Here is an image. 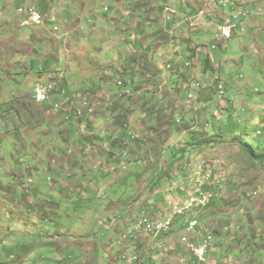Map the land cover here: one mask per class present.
<instances>
[{
  "label": "rangeland",
  "instance_id": "obj_1",
  "mask_svg": "<svg viewBox=\"0 0 264 264\" xmlns=\"http://www.w3.org/2000/svg\"><path fill=\"white\" fill-rule=\"evenodd\" d=\"M74 1L51 0L47 11L40 10L39 25L20 27L17 10L30 0H0V28L7 21L12 23L0 29V42H9L0 49L1 56L12 62L11 49L18 46L12 47L11 42L30 40L34 32L48 31L44 37L52 36V41H81L86 54L78 64L87 69L94 65L96 70L79 69L68 53L69 61L59 57L58 71L68 89L75 91L76 84H81L84 91H97L91 98L101 103L92 115L97 118L92 130L77 122L80 117L75 110L82 113L77 96L75 110L69 108L71 101L64 106L63 97L57 101L64 107L61 113L49 112L52 120L37 126L38 120L31 119L27 110L9 108L21 100L18 96L33 94L42 66L45 72L58 75L56 66L48 58L42 63L38 56L20 57L18 62L34 64L30 75L25 77L19 70L11 71L10 77L0 73V264H87L89 256L94 264H163L154 256L164 253L176 255L182 264H194L180 241L170 239L161 247L158 242L168 238L164 234L154 239L155 249L145 246L142 254L135 253L133 242L119 244L126 228L117 232L115 223L121 225V218L137 221L149 211L148 203L167 208L168 202H185L194 193L197 178L205 179L209 205L201 210L188 206L185 214L194 212L184 219H197L202 235L213 234L222 249H214L212 256L219 264H234L231 255L244 259L259 253L264 264V163L244 154L235 141L242 138L254 148L264 143V55L257 52L264 46V0H241L244 5L251 1L261 27L250 31L256 23L244 19L245 31H236L226 48L212 41L221 26L218 15L230 18L235 0H83L94 2L88 8L96 13L92 19L78 13L73 18ZM162 2L176 10L169 19L163 13L159 22L164 35L161 44L169 43L171 49L157 45L153 34L161 14L153 12L152 5L161 7ZM37 6L41 8L39 2ZM136 7L139 22L130 17ZM112 14L117 20L125 14L120 20L130 24V30L122 32L107 21ZM176 25L180 29L172 30ZM72 46L75 51L77 46ZM38 48L48 51L49 41ZM121 61L128 70H118ZM8 64L0 63V69ZM197 83L201 86L195 90ZM218 84L224 86V97L209 92L208 87ZM27 104L37 108L32 98ZM24 114L30 116L32 129L18 136L9 127ZM138 120L152 126L143 125L141 144L135 138L127 146L120 143V129L131 123L135 131ZM208 138L220 142L203 149L198 146L197 151L188 148L182 154L188 144H202ZM146 237L141 241H148ZM224 240L229 244L221 245Z\"/></svg>",
  "mask_w": 264,
  "mask_h": 264
},
{
  "label": "crops",
  "instance_id": "obj_2",
  "mask_svg": "<svg viewBox=\"0 0 264 264\" xmlns=\"http://www.w3.org/2000/svg\"><path fill=\"white\" fill-rule=\"evenodd\" d=\"M32 1L34 2L35 0H30V3ZM50 1L49 0H38L39 6H41L40 10L47 11V9L51 5L50 4L51 3ZM236 1L237 0H235L234 3H233V5L230 6V8H229V11H231V15H234V13H235V10L233 8L236 7ZM74 2L75 3H72L71 4V5H73V11H74L73 18L75 17V14H77V13L80 14V15H82V16H84L85 18L86 17H90V19H92V17L95 18V16H96L95 11H93V9L92 10L91 9H88L89 8V4L92 6L94 4V2L91 1L92 3H88V2H84L83 0H75ZM249 2H251V1H249ZM249 2L247 3V5H244V7L246 6V9L243 8V13L246 14V16L244 17V19H247L248 18L250 20H254L253 22L256 23V29H254V30L252 29L250 31H255V30H258L259 31V28L261 27L260 24L258 25V19H259V16L258 15L259 14L254 11V8L251 7V5H250ZM208 11L209 12H212V8L209 5H208ZM239 12H240V10H239ZM236 13H238V10L237 9H236ZM109 16L110 17L107 18V21H109V22L112 21L113 23H111V24H114V26L117 29H119L122 32H124L125 30H130L129 29L130 24H126L125 25V22H123L122 20H120V19H125V18H120L119 20H117L118 18L114 14L109 15ZM130 17H131L132 20H134L135 17H137V14H135L134 16L132 15ZM226 17L227 16H225L224 14L218 15V18L221 20L220 24L222 23V19L223 18H226ZM181 22H182V20H181ZM11 24L12 23H10L8 21L6 22V26H10ZM196 25L194 26V28H196ZM6 26L5 27L2 26L0 29L1 30H4V28H6ZM160 27H161L160 23H158V24L155 25V29H157V30L153 34L154 35H157L156 43H157V45L160 44V45H163L166 48H170L171 49L173 47V45H169V43L168 44H164V43L161 44V40H163L164 35L161 33V31L163 30V27L162 28H160ZM171 29L172 30H175V31L177 30L175 28V26L172 27ZM179 29H180V27H179ZM263 29H264V26H262V30L261 31H263ZM72 32H73V30H70V33H72ZM48 33H50V32H48V31H43L42 33L41 32H34L33 35H32V37L30 38V40H26V39L21 40V41L13 40L11 42V46L12 47L13 46H18V47H16V48L13 47V49H11V47H10L11 51L14 54L13 56L15 57L12 62L13 63H17V64L13 67L12 66L13 63L7 57H3L0 54V63H2L4 61H6V62L8 61L9 62L8 66L0 69V73H4L5 72V74L8 77H10L11 76V74H10L11 71L19 70V73H22L25 77H27L28 75H30V72H31L30 70H32V71L34 70L33 69V68H35L34 67V64L28 65L29 63L27 61H26V63L18 62L19 59H20V57L21 58H23V57H30L31 58L33 56H38L40 58V61L42 63H46V61H45L44 58H48L46 60H48V62L50 64H53L54 66H56V70H57V72L59 74L57 75V74H52L51 72H45L44 69H43L44 66H42L43 68H41L40 71H39L41 73L39 75L40 77H39V81L37 83L48 84V82L54 76H58L59 79H60V81L62 82L63 87L67 90V96H68V98H70V100H71V105H69V108H71L72 110H75L74 101L76 100L75 98L77 96L80 100L82 98H84V97L89 98L90 99V102L92 104L93 109L94 110H97V108L101 105V103L96 102L95 100H92L91 97L93 96V94L96 95L98 92L97 91L87 92L88 90H85L84 91L83 86L81 84H76L75 91L73 89H68L67 88V81H66L65 76L58 71L59 70V66L61 64V61H60L59 57H61V55H62L64 58H66L67 61H69V57L67 56L68 53L69 54H72L74 56L75 66L78 67L79 69H81V70H96V68L94 67V65H92V67H93L92 69H87L85 66H83V65L81 66V65L78 64V63H81L80 62L81 59L86 54L85 53V49L86 48L84 47L85 45L81 41H78L77 43H75L74 41H72L71 43H69L67 40L65 42L55 41V40L52 41L51 40L52 36L50 38H45L44 37V35H47ZM234 35H236V34L234 33L233 36ZM10 39H12V37H10ZM230 39H226L222 35H218V32H217L215 34L214 39H213L212 42H214L213 43L214 45L215 44H218L220 46V48H226L227 45H228V40H230ZM255 39H258V36ZM45 41H49L50 49L48 51H41V48H38V46H39V44H41V43H43ZM187 41L190 42V40H187ZM59 43H60V45H59ZM31 44H34V46H29ZM72 44L77 46V48L75 49V51H73L74 49H73ZM176 44H177V41H176ZM257 44H259L258 41H257ZM8 46H9V42H5V43L0 42V49L1 48H4L5 49ZM255 46L258 47V45H255ZM255 46H254V48L257 50V48ZM181 47L183 48V45H181ZM198 47L196 48V52H198V54H199L200 52L198 51ZM260 47H261V49L259 50ZM260 47H258V50L259 51L257 50L258 55H260V54L264 55V46H260ZM28 48L30 49V53L28 52ZM183 51H184V49H183ZM29 54L31 56H29ZM190 55H191L190 56V59L193 61V55L194 54L191 53ZM201 55H200V58L202 59V56ZM11 56H9V57H11ZM174 56L177 57L179 55L174 54ZM77 58H79V60ZM194 65L195 64H193L191 66H194ZM67 67H69V66L67 65ZM194 67H196V66H194ZM128 68L129 67H126V70H128ZM191 72H193V71H189L188 74H190ZM103 75L101 77L102 80L104 78ZM186 77H187V75L185 76V78ZM103 81H106V80H103ZM186 81H187V78H186ZM209 92H210L211 96H213L216 93V87L213 88V89L210 88L209 89ZM18 97L21 100H15L13 102L14 107L13 108H9V109H11V110L22 109V110H25V111L27 110L26 112H29L31 115H33V117H31V119L32 118H36L38 120V121H36L37 122V126H39L41 124V122L45 121L46 119H51L52 120L51 115H48L49 112H50V108H51L50 105H47V106H44V105H36L37 108H35V110H34V107L31 108L27 104V102L29 100L31 101V97L33 99V94H24V95L18 96ZM62 98H63V96L56 95L54 97V99H53V102L61 101ZM102 110L105 111L104 108H102ZM75 112H76V114L80 113V111H76V110H75ZM81 112H83V109H82ZM110 112H111V110H110ZM103 116L107 120L108 117L105 116V115H103ZM82 119H85L87 123L86 124H83V121H81ZM18 121H19V123H16L13 126V128L12 127H9L11 130H13L14 132H16L18 134V136H19V132H24L25 130L31 131V129H32L31 123L32 122L30 120V116L29 115H25L24 114V115L19 116V120ZM95 121H97L96 116H90L89 114L86 113L83 116V118L81 117L80 120H78L77 122H78V124L81 127H82V125H83V127L87 125L88 126V130H92V127L94 126ZM141 121H143V120H138L137 122H141ZM52 122H54V121H52ZM49 124H51V122H49ZM100 124L102 125V127H105V123L104 122L103 123H100ZM139 124L140 125L137 126L136 129H135V131H137V136H134V134L136 132L134 131L133 126H132L131 123H130V127L123 126V128L120 129L122 131V133L119 134L120 135L119 136L120 137L119 142L120 143H123L124 145L127 146V144H125V143H127V141L129 142V140L131 141V139L135 138L137 140V143L141 144V141H139V139L141 138V136H140L139 133L142 130H145V128H149L150 129L152 126L147 125L145 122L143 124H142V122L139 123ZM143 125H145V128L143 127ZM154 126H156V124ZM126 134H128V137L127 138H126ZM34 135H38V134L35 133ZM111 162H112V160H111ZM59 183L61 184V179H60ZM186 201H187V198H186ZM179 202L185 203V202H182V201H179ZM147 205L149 206V211L146 212V214H149V216L151 218L155 219V220L156 219H160V218H167V217H169L171 215V206L169 205V202H168V207L167 208H165L162 204L153 206L150 203H148ZM138 214H140V211H138L137 215ZM134 220H135V217L133 219H129V218H125L124 219V218H121L120 221H122V223H121L122 226L119 223H117V222L115 223V225L117 226L116 227V231L117 232H121L120 231L121 230L120 227L126 228V231H124V236L122 237V241L119 242L120 245L124 244V242L129 241L128 239L125 238V234H126L127 230L133 224ZM186 222H187V219H184L182 216H176L175 219H174V222H173L171 234H164L168 238H165V240H163L162 242H158V243H161L159 245L161 247H163L164 244H169V240L170 239L180 241V238L182 237L183 232H184V229H185V226H186ZM115 225H113V227ZM180 232H182V233H180ZM145 235L147 236L146 238H149L148 234H145ZM145 235L140 236L137 240L131 241L134 244L131 248H133V251L135 253L137 252V254H142L145 251V248H144L145 246L147 247V249L151 247L150 250H152L153 248L155 249V247L158 246L156 243H154V239L156 238L154 236H153V238H149L148 241H146L144 239L141 241V238L143 236H145ZM226 244H229V241L228 240H224L223 243H221V245H226ZM233 248H235V247H233ZM95 249L96 248H94V250ZM142 249H143V252H142ZM217 249L220 250L222 248L218 245V248ZM227 253L229 254V252H227ZM154 257H155V259L156 258H160L163 261V264H182L184 262V261L180 260L176 255L170 254V253H164L162 255H155ZM150 258H151V256H150ZM167 258H168V260H167ZM230 258H231V261L234 262V264H263L262 263V259H261V255L259 253H253L250 258L245 256V258L242 259V257L241 258H238L237 256H233V255H231ZM88 259L90 261H86L87 264H94V258L92 256H89ZM215 259H218V258H215ZM218 261H220V260L218 259ZM84 262H85V260H84Z\"/></svg>",
  "mask_w": 264,
  "mask_h": 264
},
{
  "label": "clouds",
  "instance_id": "obj_3",
  "mask_svg": "<svg viewBox=\"0 0 264 264\" xmlns=\"http://www.w3.org/2000/svg\"><path fill=\"white\" fill-rule=\"evenodd\" d=\"M142 1H146V2H149L150 0H140V2H142ZM37 3H38V1L36 2V1H32L30 4H28V5H23V6H20L19 8H18V10H17V12H18V14H19V16L22 18V23H23V18H24V16H22L20 13H19V9L20 8H25V7H28V6H30V5H36V7L38 8V11H39V14L41 15V13H40V8L37 6ZM152 4V3H151ZM166 6V8H164ZM145 7H147V5H145ZM164 8V9H163ZM238 10V13H236V9ZM235 8H233L234 10H235V13H234V15H230V18L228 17H226V18H223L222 19V23L220 24L221 26H219L218 27V30H217V32H218V35H222L224 38H226V39H230V38H232L233 37V34L234 33H236V31H239V30H241V32L243 33V31H245V29H243V19H244V17L246 16V14L245 13H243V8H244V4L243 3H241V0H237L236 1V7ZM104 9H106L107 11L109 10V7H107V6H104ZM123 9V8H122ZM158 9V10H157ZM166 9H169V10H173L174 12L176 11L175 9H170L169 8V4H164L163 2H162V5H161V7H159V6H154V5H152V11L153 12H156V11H158V13H160L161 14V17L159 18V20L157 21V23H159L161 20L163 21V19H162V14L163 13H166V14H168L167 15V19H169L170 17H172V15H176V12H175V14H171L170 12H168V11H166ZM144 10V9H143ZM239 10H240V12H239ZM117 12V11H120L119 9H112L110 12ZM134 12L137 14L138 13V8L136 7L135 9H134ZM144 13V12H143ZM131 15L130 16H132L133 14L132 13H130ZM137 17H139V15L137 14ZM137 17H135V21L136 22H139V19L137 18ZM121 18H126V15L125 14H123L122 15V17ZM137 18V19H136ZM165 17H164V19H165V21L167 20ZM0 19H1V17H0ZM152 21H153V19H151ZM183 21V20H182ZM167 22V21H166ZM169 22V21H168ZM22 23H20V26L21 27H28V26H23L22 25ZM237 24L238 25H240L239 27H237ZM224 25H228L229 27H231L232 29L230 30L231 31V33H230V35L229 36H225V35H223L222 34V32H221V27L222 26H224ZM31 26V25H30ZM136 26H139V25H136ZM233 26H234V28H233ZM175 28L176 29H179V26L178 25H176L175 26ZM216 32V33H217ZM214 47V46H213ZM123 61H121L120 62V64H119V71H120V68L123 70V71H125L123 68H124V65H121V63H122ZM120 74H121V72H120ZM216 80H218V79H216ZM54 81H56V82H58L59 83V86L60 87H62L63 89H65L64 87H63V85H62V82L60 81V79H59V77L58 76H54L48 83H50V82H54ZM38 84H42V85H46V84H44V83H37L36 84V86L38 85ZM36 86H35V88H36ZM201 85L199 84V83H197V84H195L194 86H193V88L195 89V90H197L198 89V87H200ZM34 88V89H35ZM209 89H210V87H208ZM66 90V89H65ZM67 91V90H66ZM224 91H225V89H224V86L222 85V84H218L217 85V87H216V94H218V96L219 97H224L225 95H224ZM56 95H60L59 93H57V94H55L54 95V97L56 96ZM122 96V95H121ZM64 97V96H63ZM66 97H68V96H66ZM32 98V97H31ZM84 98H86V97H84ZM84 98H82V99H84ZM54 99V98H53ZM53 99H52V101L51 102H46V104H48V105H50L51 107H52V109H50V113H55V115L56 114H58V113H61V111L64 109V107L61 109V110H59L58 112H55L54 111V107H53V105L54 104H56L57 102H53ZM70 99V98H69ZM89 99V98H88ZM33 101H34V103L36 104V105H42L43 103H37L36 102V100L34 99V91H33V99H32ZM71 101V100H70ZM91 103V102H90ZM68 105V104H67ZM66 105V106H67ZM92 105V104H91ZM83 112H85L84 110H83ZM82 112V113H83ZM78 116H79V114H77ZM94 115V114H93ZM80 118L82 117V115H80L79 116ZM83 126V125H82ZM85 127H87V126H85ZM145 130H142V133L144 132ZM146 132V131H145ZM140 136H141V134H140ZM2 160V159H1ZM187 200H188V198H187ZM187 202V201H186ZM185 202V203H186ZM185 203H181V202H178V203H176V202H170L169 203V205L171 206V215L169 216V217H167V218H160V219H153V218H151L150 216H149V214H146V213H143V215L141 216V217H139V219L140 218H142L143 216H145V217H147L148 218V220H150V221H155V222H164V221H166V220H168L169 218H171V226H170V230L168 231V232H161V233H157V234H154V233H148V232H145V230H141L139 233H137L134 237H131L130 236V232H132L133 230H134V226L136 225V223L138 222V220L137 221H135L132 225H131V228L130 229H128L127 230V232H126V234H125V238L126 239H129V241H133V240H137L140 236H142V235H145V234H148V235H152V236H154V237H156L157 235H159V234H171V232H172V226H173V222H174V219H175V217L176 216H174L173 215V204H178V205H183V204H185ZM209 205V203L207 204V206ZM206 206V207H207ZM201 209H203V208H201ZM201 209H198L197 208V210H201ZM192 212H194V209L190 212V213H186V214H191ZM186 214H184V215H182V217L184 218L185 217V215ZM192 221H196L197 222V226L194 228V230L192 231V233L190 234V236H188L187 235V228H188V226H189V224H190V222H192ZM202 228V225L201 224H199V221L197 220V219H193V220H191V221H187L186 222V226H185V229H184V232H183V235H182V237L180 238V243L185 247V249H186V251L189 253V255H191L192 256V258H193V262H194V264H219L218 263V259H215L213 256H212V253H213V251H214V249H217L218 248V244L216 243V240H215V238H214V236H213V234H206V235H202L201 234V231H200V229ZM183 238H187L190 242H192V243H194V244H199V243H202V242H204L205 240H207L208 238H210V244L208 245V248H207V251H206V257H205V261L204 262H199L196 258H195V256L187 249V247H186V244L183 242Z\"/></svg>",
  "mask_w": 264,
  "mask_h": 264
},
{
  "label": "built area",
  "instance_id": "obj_4",
  "mask_svg": "<svg viewBox=\"0 0 264 264\" xmlns=\"http://www.w3.org/2000/svg\"><path fill=\"white\" fill-rule=\"evenodd\" d=\"M166 11L170 12L171 14H175L173 10L166 9ZM21 15L24 16L23 23H22L23 26H28V22H37V25L40 24L41 15L39 14L37 7L32 12H27V14H21ZM231 29L232 28L229 27L228 25H224L221 27V32L223 35L229 36L231 33L230 31ZM57 93H59L61 96H64L66 98L67 101L64 104V106H66L68 102H70V99L66 97L67 91L63 89L62 87H60L58 82L54 81L46 85L38 84L36 88L34 89V95H37V97L41 98L44 102H51L52 99L54 98V95ZM53 107H54L55 112H58L59 110L62 109L58 103L54 104ZM81 107L84 111L88 112L89 115L92 116L94 114L93 107L85 103V98L81 99ZM78 114L79 116L82 115V113H78ZM83 128H85V126ZM204 167L205 166H201V169H203ZM203 180L205 181V179L197 178L193 182L192 190H194V193L188 196L187 202L181 206V208L179 209V212L176 214H180V211H183L184 208L188 206H196L198 209H200L209 203L208 201L211 198V195H207V193L204 191ZM176 214L174 216H176ZM170 220L171 218H169L168 220L164 222H159V227L157 228H150L146 226V224H144L142 228L134 234V236L137 233H139L141 230H145V232L160 231L161 233L162 229L169 225ZM196 225H197L196 221H194V224H189L187 231L192 232L194 228L196 227ZM186 247L195 256V258L199 262L205 261L206 251H207L206 240H205V243H199V244L193 243V246H186Z\"/></svg>",
  "mask_w": 264,
  "mask_h": 264
},
{
  "label": "bare ground",
  "instance_id": "obj_5",
  "mask_svg": "<svg viewBox=\"0 0 264 264\" xmlns=\"http://www.w3.org/2000/svg\"><path fill=\"white\" fill-rule=\"evenodd\" d=\"M35 8H36V5H30V6L25 7V8H20L19 9V13L20 14H27V12H32ZM33 24L37 25V22H28V26L33 25ZM35 97H36V100H38L39 102L46 103L41 98H38L37 95H35ZM85 103L91 105L90 101L87 98H85ZM195 208H197V207H195ZM202 208H204V207H202ZM187 209H188V207L184 208L183 211H180V214H176V213L179 212V208L177 206H175V207H173V210H172L173 211V215L176 214V216H182L183 214H185V212H186ZM144 224H146V226H148L150 228H157V227H159V222H153V221L148 220V218H142V220H139L136 223V225L134 226V230L132 232H130V236L131 237H134V234L137 231H139ZM190 224H192V223H190ZM170 226H171V221H170V223H169V225L167 227H165V228L162 229L161 232H168L170 230ZM148 233L157 234V233H160V231H151V232H148ZM191 233L192 232L190 231V233L187 234V235L190 236ZM183 242L186 244V246H193V243L190 242L187 238H183ZM202 243H205V241L202 242ZM209 244H210V238H208L206 240V247L207 248H208V245Z\"/></svg>",
  "mask_w": 264,
  "mask_h": 264
},
{
  "label": "trees",
  "instance_id": "obj_6",
  "mask_svg": "<svg viewBox=\"0 0 264 264\" xmlns=\"http://www.w3.org/2000/svg\"><path fill=\"white\" fill-rule=\"evenodd\" d=\"M171 125V124H170ZM260 134V133H258ZM235 141H238V144L240 148L242 149L244 154H247L248 156L251 157V159H254L255 161L259 163H264V143L263 146L254 148L250 144L246 143L245 141L242 140V138L237 137ZM220 140H213V138H208L204 143L202 144H196V143H190L185 147L183 150H181L183 155H186L187 149L191 148V150L197 151V147L200 146L202 149L204 147H207V145L214 146L218 144ZM260 150V151H259ZM174 155L171 157V159L174 161L175 158H173Z\"/></svg>",
  "mask_w": 264,
  "mask_h": 264
}]
</instances>
